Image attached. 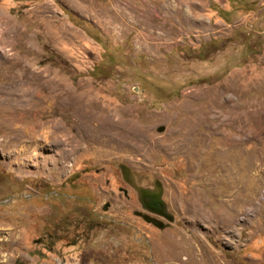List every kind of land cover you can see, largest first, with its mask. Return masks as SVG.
Masks as SVG:
<instances>
[{
    "label": "rangeland",
    "instance_id": "374dc122",
    "mask_svg": "<svg viewBox=\"0 0 264 264\" xmlns=\"http://www.w3.org/2000/svg\"><path fill=\"white\" fill-rule=\"evenodd\" d=\"M15 261L264 264V0H0Z\"/></svg>",
    "mask_w": 264,
    "mask_h": 264
},
{
    "label": "bare ground",
    "instance_id": "6f19581e",
    "mask_svg": "<svg viewBox=\"0 0 264 264\" xmlns=\"http://www.w3.org/2000/svg\"><path fill=\"white\" fill-rule=\"evenodd\" d=\"M47 83H48V82H47ZM54 83H55V82H53V84H52V81H50V85L48 84V88H50L51 91H52V93H53V95L55 94L54 96L57 97V96H56V95L58 94V93H57V90H56V89H57V88H56L57 86H55ZM52 85L55 86V88H54V86H53L54 89L52 88ZM51 91H50V92H51Z\"/></svg>",
    "mask_w": 264,
    "mask_h": 264
},
{
    "label": "flooded vegetation",
    "instance_id": "af4514ba",
    "mask_svg": "<svg viewBox=\"0 0 264 264\" xmlns=\"http://www.w3.org/2000/svg\"><path fill=\"white\" fill-rule=\"evenodd\" d=\"M149 201H151V203H150L151 205H154L155 204L152 199H150Z\"/></svg>",
    "mask_w": 264,
    "mask_h": 264
},
{
    "label": "trees",
    "instance_id": "16d2710c",
    "mask_svg": "<svg viewBox=\"0 0 264 264\" xmlns=\"http://www.w3.org/2000/svg\"><path fill=\"white\" fill-rule=\"evenodd\" d=\"M13 264H19V262L15 261Z\"/></svg>",
    "mask_w": 264,
    "mask_h": 264
}]
</instances>
